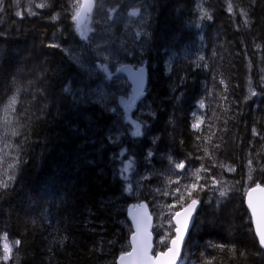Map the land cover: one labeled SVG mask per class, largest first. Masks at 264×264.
Segmentation results:
<instances>
[{"label": "trees", "instance_id": "obj_1", "mask_svg": "<svg viewBox=\"0 0 264 264\" xmlns=\"http://www.w3.org/2000/svg\"><path fill=\"white\" fill-rule=\"evenodd\" d=\"M59 1V18L47 26L0 18V180L9 184L0 189V255L5 233L21 241L7 264H116L129 251L126 209L142 201L154 219L153 253L165 251L155 200L172 205V218L181 207L176 189L184 191L168 159L207 169L180 264H264L245 207L247 189L264 187V0H231V13L229 0L154 1L143 37L141 138L115 128L117 116L90 96L92 74L63 51L75 48L78 32L74 3ZM201 10L212 19H200ZM121 152L145 178L137 197L119 176ZM213 177L224 181L225 196L210 187Z\"/></svg>", "mask_w": 264, "mask_h": 264}, {"label": "flooded vegetation", "instance_id": "obj_2", "mask_svg": "<svg viewBox=\"0 0 264 264\" xmlns=\"http://www.w3.org/2000/svg\"><path fill=\"white\" fill-rule=\"evenodd\" d=\"M155 0H95L96 7L93 10V13L97 15V17L104 19L109 16V11H111V17H124L128 20V24L125 27H116L114 31V37L111 35H104L105 38L101 41H107L113 39L116 47L115 51H111L109 53L108 48L101 47L98 50V54H107L109 56L114 57L115 62L112 60H104L102 59L99 62L97 59V52L91 48L88 39H84L78 33V37L76 41L73 42L75 48L72 54L69 53V48H63V51L69 56V58L80 67V64L75 59V55H78L84 51L83 48L86 49L88 55H91L92 65L87 62L85 67L91 68L94 67V72L92 74L95 83L93 84V88H102L104 87L107 93L119 94L122 93V88L124 91L128 92V98L134 101H139L137 103H131L130 116L133 117L137 115V113L145 114L147 110V106L145 103V96L147 91V67H146V50L143 45V37L145 32V21L148 18H151L153 15L152 4ZM158 2H162V0H156ZM40 0H34L33 3H30V0H3V5L0 6V18L4 13H10L14 16V18L19 19H30V20H39L44 23L45 26L50 24L52 20V16L55 13L52 12V0H49L50 7H46L43 9H38L35 7V3H39ZM67 0H60L59 3L61 8L66 7ZM31 9L33 12H36L37 15H29L28 10ZM138 11L137 16H130L129 13L131 11ZM20 12L22 16H17L16 13ZM92 13V14H93ZM91 14V15H92ZM124 20V19H123ZM101 29V26H98V30ZM125 39L126 42H122ZM87 44L88 46L82 45V43ZM85 56V54H84ZM97 61V62H95ZM115 63H120L119 66ZM129 67L132 71L142 70L146 76V85L144 92L139 90H135L127 81V79L123 76H116L118 71L122 68ZM81 68V67H80Z\"/></svg>", "mask_w": 264, "mask_h": 264}, {"label": "snow or ice", "instance_id": "obj_3", "mask_svg": "<svg viewBox=\"0 0 264 264\" xmlns=\"http://www.w3.org/2000/svg\"><path fill=\"white\" fill-rule=\"evenodd\" d=\"M34 0H30V3H33ZM3 5V0H0V6ZM49 0H40L39 3H35V7L38 9H43L46 7H50ZM96 7L95 0H84L82 3L81 0H75V3L73 5V13H72V20L75 24L76 31L81 35L82 38L86 39V32L90 31V29L87 28V22L91 18V14L93 12V9ZM111 11H114V9L109 11L108 18L111 19ZM202 14L200 16V19L207 18L208 20L212 19V16L210 13H208L206 10H201ZM228 11L231 13L233 11V4L231 3V0H229L228 3ZM29 15H37L36 12H33L31 9L28 10ZM139 13L138 11H131L129 13L130 16H137ZM242 15L246 16L247 13H241ZM17 16H22L20 12L16 13ZM53 20H56L59 18V13L54 14L51 17ZM248 21L245 20V23ZM49 47H59L57 44H50ZM203 59V57H201ZM223 83V81H221ZM66 92H71L70 89L66 88ZM251 95L255 96L257 93L255 91L251 92ZM15 103V98L11 101V104ZM10 104V106H11ZM203 106V104H201ZM194 128L199 127V122L193 125ZM253 133H256V130L253 129ZM13 135L16 133L13 132ZM136 136L142 135V132L140 131V126H136V132L134 133ZM152 153H149V156ZM207 154V153H206ZM251 161H249V165L251 166ZM9 167H12L11 165ZM175 169L177 170H183L185 168V164L183 162H176L174 164ZM215 167V165H213ZM207 171V169L204 168L203 165L200 166L199 169L195 170L192 175L195 177L193 182L189 184L183 185L184 191L181 192L180 188L176 189V192H180V196L177 200V203H180L181 207L180 210L174 212L172 214V220H175V227L174 232L176 235L172 237L170 240L167 239V237L160 239L159 243L165 244L167 242L168 246L166 247L165 251L158 252L155 254V257L148 256V252L151 250V244L147 240L142 241L140 243H137V235L133 234L131 239V245L132 249L131 251L123 252L117 261V264H175V258L178 254V246L183 242L184 234L188 231V225L192 220L193 213L196 212L197 205L199 203V200L197 197L193 196V193L199 190H204L205 185H202L199 183V181L202 179L200 176V171ZM127 171V168L125 169ZM9 180L13 179V177L9 176ZM251 179V176L249 177ZM175 183H179V179L174 181ZM221 181L217 179L216 177L212 178V184L210 187H215L218 183ZM9 187L8 181L6 180H0V189H7ZM259 190L260 192L264 193V187H261L259 183L255 184L254 188H251L249 190V208L252 209L253 216L256 215V208L253 206L251 202V193ZM227 194V189H221L219 190V195L221 197L225 196ZM188 201L186 204L185 201ZM143 207V206H141ZM169 207H172V205H169ZM262 208H264V202H262ZM172 220L169 221V226L172 227ZM139 231V226H138ZM257 236L259 244L262 248H264V228L260 227V224L257 225ZM3 239V245H2V252L3 254L0 255V260L4 262V264H7V262L12 258L13 256V247H19L21 244L20 240H15L12 244L8 242V235L5 233L2 237ZM62 243V242H61ZM222 247V246H221Z\"/></svg>", "mask_w": 264, "mask_h": 264}, {"label": "rangeland", "instance_id": "obj_4", "mask_svg": "<svg viewBox=\"0 0 264 264\" xmlns=\"http://www.w3.org/2000/svg\"><path fill=\"white\" fill-rule=\"evenodd\" d=\"M73 3H75V0H71ZM117 1V0H115ZM120 1V0H119ZM124 19V20H123ZM131 20L128 18V20L124 17H114L111 19L108 18H104L101 19L99 17H97L96 14H92L90 20L87 22V28L90 29V31L86 32V36L90 43V50L91 48H93L97 54H98V50L103 46L108 48L109 53L110 50L111 51H115L116 47L118 46L117 44H115V42L113 41V39L111 40H107V41H101L105 38L104 35L108 36L111 35V37H114V33L112 32V30L114 31V29L116 27H118V25H120L119 27H125L128 22H130ZM101 26V29L98 30L95 27L91 26ZM95 28V29H94ZM122 42H126L125 39L122 40ZM82 45L88 46L87 44L82 43ZM70 54H72L74 51L72 50H68ZM85 54V56H84ZM113 55V54H112ZM109 56L106 53L105 54H98V61L101 62L102 59L104 60H112L113 62H115V59L113 56ZM91 58V55H88L86 52L82 51L78 55H75V59L78 61V63L80 64V67L82 69H84L85 71L87 70L90 74H93L94 72V67L91 68H86L84 64H86L87 62L90 63L89 59ZM97 62V61H95ZM91 64V63H90ZM119 66L118 63H115ZM92 65V64H91ZM122 93L119 94H114V93H107L104 89V87L102 88H92L90 91V96L92 97V99L96 102H98L103 108L105 109H109V111L111 112V114H114L115 116H117V123L115 125V128L120 129L121 126L123 125L129 132L130 134L135 137V138H141L144 134V126L141 123V119H140V115L141 113H137V115H134L133 117L130 116V113L133 111L131 110V103H137L139 101H134L131 100L130 98H128V92L122 88ZM148 111V109H147ZM195 118H198L196 116H194ZM139 125L140 126V131L142 132V135L140 136H136L134 135V133L136 132V126ZM117 160L119 161V176L121 178H123L124 181L127 182L128 188L134 190V196L137 197V192L138 190H140V188L143 186V181H145V178H143V173L142 171H137L138 173H141V175L139 177L136 176V171L134 170L133 164L131 159L126 156V154L124 152L119 153V155L117 156ZM176 163L175 160L173 159H168V167H167V171L170 170L171 174H175L176 173V169L174 167V164ZM127 168V171H125V169ZM186 168V166H185ZM185 168L183 170H179L180 174H183V179H184V183L182 185L185 184H189L191 183V179L192 177H194L192 175V173L194 172L193 170H185ZM178 178L174 179L173 181H176ZM221 182L218 183L215 187H217V194L219 195V190L221 189H226L224 186V181L220 180ZM169 182V181H168ZM137 191V192H136ZM149 194L152 196V198H156L157 196L155 195V191H153L152 189L148 190ZM220 196V195H219ZM175 195L172 196V198H174ZM156 202V209H157V218H156V222H155V226L158 227V239H162L165 238L167 236V229H168V225H167V219L169 218L171 220V210L170 207L168 205H164L161 201L159 200H155ZM8 242L10 244H12L11 241L8 240ZM2 245H3V239H2Z\"/></svg>", "mask_w": 264, "mask_h": 264}, {"label": "water", "instance_id": "obj_5", "mask_svg": "<svg viewBox=\"0 0 264 264\" xmlns=\"http://www.w3.org/2000/svg\"><path fill=\"white\" fill-rule=\"evenodd\" d=\"M83 3L84 0H81ZM95 9V8H94ZM93 9V10H94ZM93 13V12H92ZM116 76H123L127 79L128 83L135 89L139 90L141 92H144L145 85H146V76L145 73L142 70L132 71L129 67H124L120 69ZM262 187V186H261ZM254 188V187H252ZM251 188L247 189L245 193V207L247 212L249 213L251 223H252V229L254 236L258 242V245L260 249L264 252V248H262L258 241L257 236V225L260 224L261 228H264V208H262V202H264V193L260 192L259 190L251 193V202L253 206L256 208V215L253 216L252 209L249 208V190ZM143 206V207H141ZM201 204L200 202L197 205L196 212L193 213L192 220L188 225V231L184 234V239L181 244L178 246V254L175 258V264H180V262L183 259L185 246L187 244L188 236L193 228V225L195 223L196 217L200 211ZM172 220V218H171ZM126 221L130 225L132 234L129 238V251L132 249L131 245V239L133 234L137 235V243H140L142 241L147 240L151 244V250L148 252V256L155 257L154 251V237H153V226H154V219L151 215L149 206L147 202L142 201L139 203H133L130 204L126 209ZM139 226V231H138ZM172 227L174 229L175 227V220H172ZM176 235V233L173 230V237ZM119 258V257H118ZM118 261V259H117ZM116 261V264H117Z\"/></svg>", "mask_w": 264, "mask_h": 264}, {"label": "bare ground", "instance_id": "obj_6", "mask_svg": "<svg viewBox=\"0 0 264 264\" xmlns=\"http://www.w3.org/2000/svg\"><path fill=\"white\" fill-rule=\"evenodd\" d=\"M151 38V37H150ZM165 58V57H164Z\"/></svg>", "mask_w": 264, "mask_h": 264}]
</instances>
